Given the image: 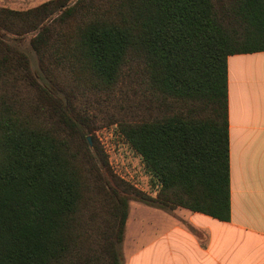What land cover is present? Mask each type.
<instances>
[{
	"label": "trees",
	"instance_id": "trees-1",
	"mask_svg": "<svg viewBox=\"0 0 264 264\" xmlns=\"http://www.w3.org/2000/svg\"><path fill=\"white\" fill-rule=\"evenodd\" d=\"M3 33L33 34L38 71ZM259 51L264 0L0 8V264H123L130 200L228 221L226 59ZM98 119L156 178L154 196L111 173Z\"/></svg>",
	"mask_w": 264,
	"mask_h": 264
},
{
	"label": "crops",
	"instance_id": "crops-1",
	"mask_svg": "<svg viewBox=\"0 0 264 264\" xmlns=\"http://www.w3.org/2000/svg\"><path fill=\"white\" fill-rule=\"evenodd\" d=\"M226 78L229 220L133 202L123 264H264V51L228 56Z\"/></svg>",
	"mask_w": 264,
	"mask_h": 264
},
{
	"label": "rangeland",
	"instance_id": "rangeland-1",
	"mask_svg": "<svg viewBox=\"0 0 264 264\" xmlns=\"http://www.w3.org/2000/svg\"><path fill=\"white\" fill-rule=\"evenodd\" d=\"M49 0H0V8H7L16 11H24L27 9L34 8L40 5L43 2ZM32 33H28L22 36H15L9 33H3L2 38L7 43L15 46L23 53H25L31 64V70L38 71L37 59L32 51L29 40L32 37ZM40 83L38 79H35ZM53 82L60 83L61 87H65L66 80L63 78L59 79L52 78ZM22 82L15 81L12 84L11 91L18 97H22L21 93ZM21 99V98H18ZM94 97L88 95L85 98H79V103L83 104L85 102H92ZM106 104H104L105 106ZM92 108H96V104L91 105ZM111 107V106H108ZM99 117L106 120V114L109 113L103 107H99ZM99 123L97 128L94 130V136L101 146L106 158L109 170L111 173L122 182L127 183L135 187L138 190L143 191L144 193L154 196L158 188V183L153 174L145 167L141 158L131 149L127 144L124 138L119 133L116 124H106L101 119H98ZM111 182V181H110ZM135 200H130L128 205H134ZM92 210L95 213H98L97 205L92 206ZM135 225L129 221L127 225L128 234L134 233Z\"/></svg>",
	"mask_w": 264,
	"mask_h": 264
},
{
	"label": "water",
	"instance_id": "water-1",
	"mask_svg": "<svg viewBox=\"0 0 264 264\" xmlns=\"http://www.w3.org/2000/svg\"><path fill=\"white\" fill-rule=\"evenodd\" d=\"M87 142H88L89 147L91 148L92 147V143H91L90 137H87Z\"/></svg>",
	"mask_w": 264,
	"mask_h": 264
}]
</instances>
